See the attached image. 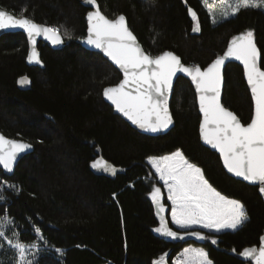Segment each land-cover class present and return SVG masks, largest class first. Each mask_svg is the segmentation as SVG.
Wrapping results in <instances>:
<instances>
[{
	"label": "trees",
	"instance_id": "obj_1",
	"mask_svg": "<svg viewBox=\"0 0 264 264\" xmlns=\"http://www.w3.org/2000/svg\"><path fill=\"white\" fill-rule=\"evenodd\" d=\"M83 1L0 0V8L51 27L68 42L59 51L40 44L41 63L31 67L23 34L0 39V132L34 147L12 176L0 170V216L12 221L21 245H41L31 264H154L160 259L173 264L187 246L203 249L212 264H252L243 254L264 237V202L257 187L228 176L219 156L201 144L196 96L186 80L174 86L175 125L164 136H144L114 114L102 92L117 85L121 74L100 54L75 44L87 31L89 9ZM94 1L109 19L124 15L151 56L171 51L185 65L205 68L231 39L250 33L264 70V12L259 9L244 8L213 24L201 0ZM22 76L31 79L28 90L17 86ZM224 78L223 104L246 125L253 107L241 67L230 64ZM177 151L217 193L242 205L246 220L239 229L194 230L204 236L203 244L155 236L152 200L157 190L163 193V185L147 160ZM97 157L121 173L95 175L90 164ZM6 183L14 189L5 190ZM169 224L177 230L170 219Z\"/></svg>",
	"mask_w": 264,
	"mask_h": 264
},
{
	"label": "water",
	"instance_id": "obj_2",
	"mask_svg": "<svg viewBox=\"0 0 264 264\" xmlns=\"http://www.w3.org/2000/svg\"><path fill=\"white\" fill-rule=\"evenodd\" d=\"M82 4L89 9L87 31L85 37L75 44L100 54L121 74L117 85L106 87L102 92L104 102L114 114L144 136H164L175 125L170 109L174 86L178 80H186L196 96L201 144L219 156L228 176L257 187L264 202V70L252 34L235 36L224 52L205 68L193 67L185 65L171 51L157 56L147 54L124 15L109 19L96 1L85 0ZM10 34L25 36L27 61L31 67H38L41 63L40 44L53 51L68 44L57 30L0 8V39ZM230 64L241 67L251 97L252 117L246 125L223 104L224 74ZM17 86L22 91L28 90L31 79L22 76L17 80ZM33 150L30 143L7 138L0 132V170L5 176H12L18 162ZM90 170L97 176L108 178L122 171L102 157L92 161ZM165 200L163 193L152 200L158 223L155 236L165 242L203 244L205 238L199 232H181L170 227V209ZM243 258L252 264H264V237L259 246L243 254ZM154 264L166 263L160 259Z\"/></svg>",
	"mask_w": 264,
	"mask_h": 264
},
{
	"label": "rangeland",
	"instance_id": "obj_3",
	"mask_svg": "<svg viewBox=\"0 0 264 264\" xmlns=\"http://www.w3.org/2000/svg\"><path fill=\"white\" fill-rule=\"evenodd\" d=\"M201 1L213 24H218L224 20L235 17L238 11L244 8H255L264 12V0H217L213 3L208 0ZM147 163L154 170L159 172V174H161L162 171L167 170V167L163 163H160V160L155 157L149 158ZM172 166L182 172L181 177L185 183L188 180L196 179V174L190 171L188 163L184 166L179 163H173ZM185 173L187 175H185ZM202 181L205 183L204 180ZM3 186L5 187V190L9 188L14 189L13 186L7 183L3 184ZM159 193L160 191L157 190L153 197ZM163 193L165 194L167 202H170L169 205L172 209H170L171 214L178 218L182 224H185V226H188L189 223L197 220L210 225L215 224L212 220H204V214L198 209L196 204L190 198L187 199L185 196L178 193L176 188L169 181L164 182ZM208 193H206L205 196L208 200L209 207L215 211L217 210V212L220 210V212L223 213L222 215H225L221 217L224 221H222L219 225L223 226L228 232H234L240 228L245 220V217L241 216V214L237 212L242 209L240 204L220 196L212 189ZM167 195H169V201ZM2 202H4V195L1 190L0 203ZM235 206H238L240 210ZM189 247L192 251L186 250L177 260L179 264H211L206 252L203 249L194 246H187V248ZM39 249H41L40 244L33 246L21 245L18 242L17 231L13 226L12 221L9 218L0 216V263L8 261L13 264H31L34 252Z\"/></svg>",
	"mask_w": 264,
	"mask_h": 264
},
{
	"label": "crops",
	"instance_id": "obj_4",
	"mask_svg": "<svg viewBox=\"0 0 264 264\" xmlns=\"http://www.w3.org/2000/svg\"><path fill=\"white\" fill-rule=\"evenodd\" d=\"M157 159H159L160 163H163L167 167V170H164V171L161 172V174H159V172H157L156 170H154L150 166L152 168L153 172L155 173V175L158 177L159 182L162 183V185L164 186V182L169 181L171 184H173V186L176 188L178 193L182 194L187 199L190 198L196 204L198 209L200 211H202V213L204 214V217H203L204 220H208V221L212 220L213 222H215L214 225L213 224L210 225V224H206L204 222H201L200 220L199 221L197 220V221H193L192 223H189L188 226H185V224H182L181 221L178 218L174 217V215H172L171 212H169V219H170L171 225L175 229H177L179 231L200 230V231H203V232L214 233V234L228 232V231H226L224 229L223 226L219 225L222 221H224V219H221V217L225 216V215H222L223 213H221L220 210L217 212V210L216 211L213 210L208 205V200H207L205 194L208 193L211 189L212 190H214V189L205 181L201 170L198 169L195 166L192 167L193 165H191L184 158V156L181 154V152H179V151H177L175 153H172L170 155H165V156H162V157H158ZM186 162L190 166L189 167L190 171L196 174V179L195 180H188L185 183L183 181L182 177H181L182 176V172L179 169L173 167L172 165H173V163H179L180 165L184 166L185 164H187ZM194 168H197L200 172L197 169H194ZM185 175H187V174L185 173ZM202 180H204L205 183H203ZM195 190H197V191H195ZM195 192H196V194H195ZM217 194H219V193H217ZM167 198H168V201H169V199H170L169 195H167ZM234 202H237V201H234ZM237 203H239V202H237ZM169 204H170V202H169ZM240 206L242 208L241 210H240V208L238 206H235L237 209L240 210V211H237V212H239L241 214V216L245 217L244 209H243L241 204H240ZM170 209H171V206H170ZM245 220H246V218H245ZM245 220L243 221V223L245 222ZM190 249H191L190 247L189 248H187V247L184 248L174 258V260H173L174 264H179L177 262V260L180 258V256H182L184 254V252L186 250L192 251Z\"/></svg>",
	"mask_w": 264,
	"mask_h": 264
},
{
	"label": "flooded vegetation",
	"instance_id": "obj_5",
	"mask_svg": "<svg viewBox=\"0 0 264 264\" xmlns=\"http://www.w3.org/2000/svg\"><path fill=\"white\" fill-rule=\"evenodd\" d=\"M200 231V230H199ZM201 232H203V231H201ZM205 233H207V232H205Z\"/></svg>",
	"mask_w": 264,
	"mask_h": 264
}]
</instances>
